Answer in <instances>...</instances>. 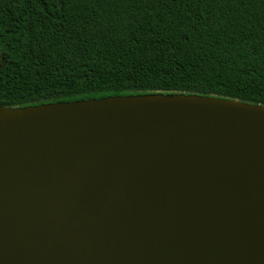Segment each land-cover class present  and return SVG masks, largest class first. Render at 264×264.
<instances>
[{"label": "water", "instance_id": "95a60500", "mask_svg": "<svg viewBox=\"0 0 264 264\" xmlns=\"http://www.w3.org/2000/svg\"><path fill=\"white\" fill-rule=\"evenodd\" d=\"M0 264H264V105L0 104Z\"/></svg>", "mask_w": 264, "mask_h": 264}, {"label": "trees", "instance_id": "16d2710c", "mask_svg": "<svg viewBox=\"0 0 264 264\" xmlns=\"http://www.w3.org/2000/svg\"><path fill=\"white\" fill-rule=\"evenodd\" d=\"M0 104L149 91L264 105V0H0Z\"/></svg>", "mask_w": 264, "mask_h": 264}]
</instances>
